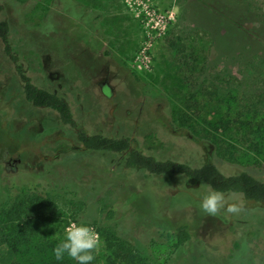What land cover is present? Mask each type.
<instances>
[{
    "label": "rangeland",
    "instance_id": "rangeland-1",
    "mask_svg": "<svg viewBox=\"0 0 264 264\" xmlns=\"http://www.w3.org/2000/svg\"><path fill=\"white\" fill-rule=\"evenodd\" d=\"M242 1L250 12L239 14L238 5L236 25L223 22L228 45L212 46L224 33L211 8L221 10V0H0L11 53L36 86L68 103L76 122L25 100L0 42V185H12L0 194V264H38L80 221L100 234L94 261L105 264L110 205L124 216L117 233L140 243L139 264H156L150 240L179 224L191 239L173 264H264V200L212 217L200 208L205 184L127 168L122 154L89 152L76 140V128L128 137L157 159L209 161L224 174L264 180V103L250 94L264 53L230 57L246 41L264 43V0ZM33 198L55 212L40 216Z\"/></svg>",
    "mask_w": 264,
    "mask_h": 264
},
{
    "label": "trees",
    "instance_id": "trees-1",
    "mask_svg": "<svg viewBox=\"0 0 264 264\" xmlns=\"http://www.w3.org/2000/svg\"><path fill=\"white\" fill-rule=\"evenodd\" d=\"M248 4H250V2H244L242 0H221V10L215 6L211 7L213 12L220 14L222 19L219 20L220 28L224 31L221 35L212 39V46L215 45L216 40L222 45H228L226 38L230 35L228 36V28L223 22L236 25L235 22L232 21L233 18H231L233 13H235L234 9L240 7L238 5H241L243 7H240L239 14L246 15L250 12L247 7ZM62 5L65 9L77 7L73 3H62ZM1 8L2 6L0 5V13ZM259 8V6H256L255 9L259 11ZM85 12L80 10L78 15ZM256 14L257 12L254 13V15ZM74 16L77 15L74 14ZM260 24L264 27V21H261ZM9 31L10 28L8 22L0 18V42L3 46L4 53L14 63L16 72L23 82L22 94L25 100L34 106H38V108L44 107L54 110L63 124L75 128L76 122L68 103L57 94L36 86V84L31 81L30 77L26 75L22 65L17 62V57L13 55L10 50ZM248 53L262 55V53H264V43L257 41L252 44L250 41H246L241 45V48H238L236 53L230 55V57L231 59H234L238 58L239 54L243 55ZM252 79L253 86L250 88V94L257 103H264V75L258 78V82H255L257 77H253ZM76 137V140L81 147L89 152L101 151L122 154L124 166L127 168H140V170L155 176L182 175L192 180V182L203 183L216 190L243 193V198L247 201L258 202L264 200V180L256 179L245 170H239L232 174H224L209 161L198 166H193L186 162L176 161L169 158L157 159L152 155L143 154L139 148L132 146L130 138L128 137H109L100 133L89 134L82 128H76ZM149 138H154V136L149 135ZM11 186L6 185L1 188L0 185V194L2 191L11 188ZM73 186L74 183H68L67 185L69 189ZM33 201L41 206L38 212L40 216L43 217L45 211L48 212V216H51V214L55 212V210L52 209L49 200L33 198ZM114 206L110 205L108 208H103L104 220L107 222H113L114 226L113 229L106 227L110 232V243L108 244L109 253L106 255L105 264H139L141 260L138 257V251L141 249L140 243L138 241H134L133 243L129 241V239L123 235L125 234V230H123V234L117 233L118 227L124 216L121 215L120 217H115ZM107 225L109 226L111 224ZM5 236L4 231L0 229V249L5 240ZM189 239H191V234L187 225L179 224L173 229L160 231L156 240H150V243L147 246V252L156 264H173L176 256L175 254L182 249V246L187 244ZM38 262V264H77L75 260H72L67 256H65L63 260H56L53 254V249H44L43 255ZM91 264H96V262L93 260Z\"/></svg>",
    "mask_w": 264,
    "mask_h": 264
},
{
    "label": "clouds",
    "instance_id": "clouds-1",
    "mask_svg": "<svg viewBox=\"0 0 264 264\" xmlns=\"http://www.w3.org/2000/svg\"><path fill=\"white\" fill-rule=\"evenodd\" d=\"M200 208L212 217L219 215L222 211L232 215L246 212L243 193L226 196L223 191L211 186H207ZM103 246L102 238L94 227L83 221L73 222L65 229V238L53 248V254L58 261L67 256L75 260L77 264H91Z\"/></svg>",
    "mask_w": 264,
    "mask_h": 264
},
{
    "label": "water",
    "instance_id": "water-1",
    "mask_svg": "<svg viewBox=\"0 0 264 264\" xmlns=\"http://www.w3.org/2000/svg\"><path fill=\"white\" fill-rule=\"evenodd\" d=\"M73 148L77 147V146H72Z\"/></svg>",
    "mask_w": 264,
    "mask_h": 264
},
{
    "label": "flooded vegetation",
    "instance_id": "flooded-vegetation-1",
    "mask_svg": "<svg viewBox=\"0 0 264 264\" xmlns=\"http://www.w3.org/2000/svg\"><path fill=\"white\" fill-rule=\"evenodd\" d=\"M9 163V162H8Z\"/></svg>",
    "mask_w": 264,
    "mask_h": 264
}]
</instances>
